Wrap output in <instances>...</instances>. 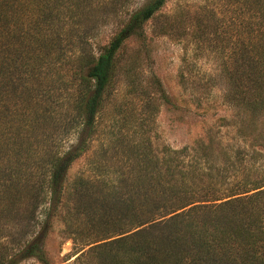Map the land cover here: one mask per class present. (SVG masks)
<instances>
[{
  "label": "trees",
  "instance_id": "obj_1",
  "mask_svg": "<svg viewBox=\"0 0 264 264\" xmlns=\"http://www.w3.org/2000/svg\"><path fill=\"white\" fill-rule=\"evenodd\" d=\"M134 2L0 0V264L43 261L56 215L87 248L84 264H264V0L225 5L233 112L219 122L237 141L209 131L181 149L151 141V98L148 111L106 114L116 78H135L124 43L167 0ZM204 14L179 20L204 37L219 25ZM111 24L117 32L95 48V31ZM82 159L88 173L71 178Z\"/></svg>",
  "mask_w": 264,
  "mask_h": 264
},
{
  "label": "rangeland",
  "instance_id": "obj_2",
  "mask_svg": "<svg viewBox=\"0 0 264 264\" xmlns=\"http://www.w3.org/2000/svg\"><path fill=\"white\" fill-rule=\"evenodd\" d=\"M134 1L133 7H136L144 0ZM225 5L226 0H167L161 11L146 24L143 34L124 43L119 53L120 61L124 69L134 70L135 78L127 79L124 74L116 78L106 114L118 110L126 115L148 111L145 104L151 98V105L158 111L155 118L145 124L152 130L149 134L154 144L181 149L205 138L209 131L216 133L222 142L234 144L236 129L219 122L222 118L230 121L233 112L223 102L227 85L222 77V63L228 56L227 47H231L223 36L234 27L235 14ZM212 11L219 19L218 27L213 29L217 31L215 35L206 30L208 34L201 37L192 21L179 20L205 13V19L212 23ZM165 19L172 26L163 33ZM116 32L113 24L102 26L90 41L95 48L104 46ZM207 38L213 40L206 41ZM87 173V159H82L72 166L69 176ZM63 231L61 216L56 215L44 240L43 261L31 258L20 264H84L85 259L80 257L87 248L80 250Z\"/></svg>",
  "mask_w": 264,
  "mask_h": 264
}]
</instances>
